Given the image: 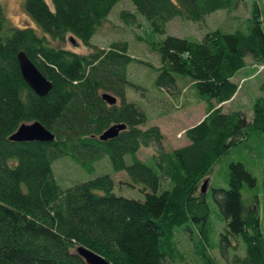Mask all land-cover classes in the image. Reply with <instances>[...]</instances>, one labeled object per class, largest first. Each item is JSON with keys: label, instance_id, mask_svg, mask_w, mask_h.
Returning a JSON list of instances; mask_svg holds the SVG:
<instances>
[{"label": "trees", "instance_id": "1", "mask_svg": "<svg viewBox=\"0 0 264 264\" xmlns=\"http://www.w3.org/2000/svg\"><path fill=\"white\" fill-rule=\"evenodd\" d=\"M120 1L24 0L23 10L35 27L11 25L0 4V264H86L78 246L110 264H170L176 256L175 230L190 220L207 219L205 191L219 162H226L224 157L235 149L264 153V81L249 119L221 107L237 91L232 77L245 58L264 63V0L251 1L246 31L216 29L201 41L167 35L148 42L160 57L156 87L173 93L189 83L206 101L204 118L184 131L188 144L170 150L164 149L158 126L141 127L147 122L144 111L127 100L126 88L140 87L127 79L133 57L126 43L113 42L105 49L90 42ZM130 1L135 13L122 11L121 19L134 25L141 16L152 32L162 34L174 17L201 22L207 14L232 11L244 0ZM71 37L86 50L66 48ZM20 51L51 82L46 96H38L24 81ZM178 76L184 80L180 87ZM103 94L116 102L107 103ZM33 121L54 139L9 140L21 124ZM117 124L125 128L115 137L99 139ZM149 146L154 153L140 159L141 148ZM63 156L89 172L107 156L114 172H126V185H143L144 198L115 194V180L108 174L62 188L52 163ZM205 182L209 185L202 192ZM226 182L227 188H211L226 220L220 252L230 246L229 236L239 237L244 255H235L232 262L264 264L257 199L246 205L241 196L243 185L253 188L256 179L244 163L232 160ZM203 260L213 264L209 257Z\"/></svg>", "mask_w": 264, "mask_h": 264}, {"label": "rangeland", "instance_id": "2", "mask_svg": "<svg viewBox=\"0 0 264 264\" xmlns=\"http://www.w3.org/2000/svg\"><path fill=\"white\" fill-rule=\"evenodd\" d=\"M49 2V0H46ZM252 0H244L232 11L216 10L205 16L201 22H193L174 17L165 24L164 33L151 31L149 23L141 16L137 17L134 25L125 23L120 12L135 13V7L130 0H121L109 13L106 21L97 30L90 42L101 48H108L113 42L126 43L127 52L133 60L127 66V79L131 84L140 87L136 90L129 85L126 88L127 100L137 104L145 113L147 122L144 126L159 127L165 150L182 147L188 144L184 135L185 129L200 122L206 114V101L187 83L181 90L168 93L155 85V78L160 66V57L156 51L150 49L148 42L162 41L167 35L184 37L192 41H201L203 36L212 30L229 33L237 29L246 31L250 15ZM24 0H0L8 22L15 27L30 25L35 27L31 18L23 10ZM40 33V31H39ZM68 49L84 52L87 47L71 42H65ZM262 64L245 58L244 66L239 69L232 81L237 84L234 96L221 105L225 112H240L245 119L252 115L254 101L262 95L260 85L264 81V69L257 70L253 65ZM184 81L178 76V86ZM264 150V148H263ZM258 152V153H257ZM235 149L219 162L211 173L210 187L205 191L208 205L206 220L195 222L190 220L185 227L178 228L174 233L176 256L170 264H206L203 257L211 258L213 264H234L235 255L243 256L245 246L239 237L229 236L230 246L225 254L220 252V238L225 233L226 220L220 213L212 194V187L227 188L226 173L229 161H241L255 177L256 185L251 188L243 185L241 190L244 204L255 203L257 199L260 228L264 235V153L258 151ZM154 153V147H143L138 153L142 160H147ZM126 164H130L131 157L125 156ZM52 170L57 183L62 187H69L77 182L108 174L115 180L114 193L128 198L142 200L144 198L143 185L130 187L124 182L129 181L125 171L114 172L107 156L96 161L91 172L84 170L78 163L68 156L58 158L52 163ZM207 183L206 187H208ZM201 223V224H199Z\"/></svg>", "mask_w": 264, "mask_h": 264}, {"label": "water", "instance_id": "3", "mask_svg": "<svg viewBox=\"0 0 264 264\" xmlns=\"http://www.w3.org/2000/svg\"><path fill=\"white\" fill-rule=\"evenodd\" d=\"M70 42L76 45V42L72 37L70 38ZM17 61L21 75L30 89L33 90L38 96H46L51 89V82L42 75V73L37 69V67L23 51L17 53ZM102 98L109 104H114L116 102V99L108 94H103ZM124 128L125 125L123 124L110 126L99 136V139L106 140L108 138L115 137L119 131L123 130ZM53 139L54 135L45 127H43V125L38 121L21 124L9 137V140L14 142H50ZM205 188L206 182L201 187L202 192L205 191ZM76 252L86 264H110L103 256L85 246H78Z\"/></svg>", "mask_w": 264, "mask_h": 264}, {"label": "built area", "instance_id": "4", "mask_svg": "<svg viewBox=\"0 0 264 264\" xmlns=\"http://www.w3.org/2000/svg\"><path fill=\"white\" fill-rule=\"evenodd\" d=\"M253 67H255L257 70H263L264 69V63H262V64H255V65H253Z\"/></svg>", "mask_w": 264, "mask_h": 264}, {"label": "crops", "instance_id": "5", "mask_svg": "<svg viewBox=\"0 0 264 264\" xmlns=\"http://www.w3.org/2000/svg\"><path fill=\"white\" fill-rule=\"evenodd\" d=\"M233 77H234V76H233ZM233 77H232V78H233ZM228 101H229V100H228ZM226 102H227V101H226ZM226 102H224V103H226ZM222 104H223V103H222Z\"/></svg>", "mask_w": 264, "mask_h": 264}]
</instances>
